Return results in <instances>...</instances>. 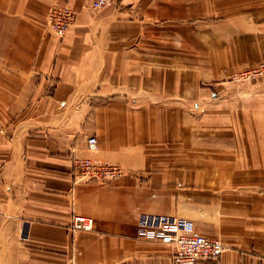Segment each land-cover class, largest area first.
I'll list each match as a JSON object with an SVG mask.
<instances>
[{"label": "crops", "instance_id": "0c3cea01", "mask_svg": "<svg viewBox=\"0 0 264 264\" xmlns=\"http://www.w3.org/2000/svg\"><path fill=\"white\" fill-rule=\"evenodd\" d=\"M214 2L0 0V264H171L135 237L139 212L218 237L195 264H264V81L222 80L264 59V14ZM51 3L74 10L61 38L44 26ZM70 154L123 173L73 181ZM74 214L90 229L70 231Z\"/></svg>", "mask_w": 264, "mask_h": 264}, {"label": "built area", "instance_id": "2783aa9c", "mask_svg": "<svg viewBox=\"0 0 264 264\" xmlns=\"http://www.w3.org/2000/svg\"><path fill=\"white\" fill-rule=\"evenodd\" d=\"M106 1L92 0L90 5L100 7ZM72 14L73 10L69 7L54 10L48 17L52 30L60 34L65 21L72 17ZM244 76V72L238 75L239 78ZM85 143L86 147L92 150L95 147V138L88 135ZM80 160L76 164L80 166L79 173L83 178H109L119 172V168L114 164H97L87 158ZM74 219L78 226L89 227V217L75 216ZM135 236L169 247L171 264H195L201 260L215 259L224 247L218 238L196 232L190 220L163 213L141 212L135 220Z\"/></svg>", "mask_w": 264, "mask_h": 264}, {"label": "rangeland", "instance_id": "374dc122", "mask_svg": "<svg viewBox=\"0 0 264 264\" xmlns=\"http://www.w3.org/2000/svg\"><path fill=\"white\" fill-rule=\"evenodd\" d=\"M91 1L92 0H89L88 6L91 9H98L100 7L105 6L108 3L109 0H107L106 3L104 5H102V6H100V7H92L90 5ZM62 7H69V8H71L73 10V8L70 7L67 4L51 3L46 8L45 13H44V26H45V28L57 38H61L64 35L65 31L71 25V23L73 21V18H74V10H73L72 17L70 16L65 21V23H64V25L62 27V32L60 34H56L52 30V28L50 27V21L48 20V17L52 14V12L54 10L61 9ZM212 7L214 9V14H220V15H222V17H228V16H230V15H232L234 13H237V11L247 12L248 9H256V8L259 9V11L261 12V15L264 14V0H215V2H214ZM160 62H163V65H164L163 68L164 69H165V67H170V68L172 67L171 60L160 61ZM176 62L179 63L177 66L179 68H182V69H192L193 68L192 70H194V69L200 70V71L203 70L202 67L200 66L203 61H199V60L197 61V59H190V60H182L181 59V60H177ZM183 62H185L187 64H184ZM172 69L173 68L168 69V70H172ZM253 70H257L258 72L255 73V72H253ZM242 72H244L245 76H244V78H239L238 75L240 73H242ZM222 80H224L223 83L231 82V83H234V84H240V83L244 84V83H246V84H250V85H253V84H256V85L260 84L261 85V83H263V81H264V59L260 60L259 62L255 63L252 66H246V67H242V68L239 67V68L233 69L228 74L227 78L223 77ZM210 82L215 83L216 81L213 79ZM201 85L203 86V84H201ZM207 85H209V83H207ZM262 91H263V89H259V91H257V89H255L254 93L262 92ZM216 96H217V94L214 91H210L206 98L209 99V100H213V99H215ZM193 109H195L196 118H198L200 116L203 117L205 110H208V111H210L212 113L218 112V110H219V108H207V109L203 108L202 109V108H197V107L193 108ZM201 117H200V119H201ZM88 135H92V134H88ZM88 135H86L85 138ZM92 136L94 137V135H92ZM84 147L88 151H93L95 149V147L92 150L88 149L86 147V143L84 144ZM68 156H69L68 159H69V162H70V165H71V173H72L73 181H81V182H87V181H108V180L117 178L118 176H120L123 173V169L116 162H105V161L101 162V161L94 160V159H92L91 157H88V156H79V155H75V154H70ZM85 158H87V159H89L92 162L97 163V164H114V165H116L119 168V172L115 176H112V177H109V178H102V179H93V178L88 179V178L80 177V173H79L80 166L78 164H76V162H78L80 159H85ZM133 175L135 176V178H138V176H139V174L137 172H133ZM140 213L141 212H139L137 214V216ZM75 216H84V215H76V214H74V215H72L70 217L69 223L67 225V227L69 228L70 231L77 230V229L78 230H89L90 229L91 224H92L91 217L84 216V217H89L90 218V224H89L88 228H82V227L78 226L77 222H75V219H74ZM135 220H136V218H135ZM192 227H193V225H192ZM21 238H24V237L21 236ZM216 238H218V237H216ZM138 239H140V238H138ZM150 242H153V241H150Z\"/></svg>", "mask_w": 264, "mask_h": 264}, {"label": "bare ground", "instance_id": "6f19581e", "mask_svg": "<svg viewBox=\"0 0 264 264\" xmlns=\"http://www.w3.org/2000/svg\"><path fill=\"white\" fill-rule=\"evenodd\" d=\"M93 223V222H92ZM71 227V226H70ZM80 229V228H79ZM216 259V258H215Z\"/></svg>", "mask_w": 264, "mask_h": 264}]
</instances>
